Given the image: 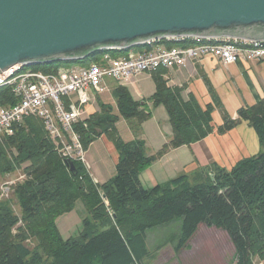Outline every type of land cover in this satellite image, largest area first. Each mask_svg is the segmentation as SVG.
<instances>
[{
  "label": "trees",
  "instance_id": "trees-1",
  "mask_svg": "<svg viewBox=\"0 0 264 264\" xmlns=\"http://www.w3.org/2000/svg\"><path fill=\"white\" fill-rule=\"evenodd\" d=\"M96 58L90 54L77 62L87 65ZM71 63L53 61L33 67L49 72ZM165 70L161 66L151 70L155 88L146 100L135 99L126 85L113 89L117 113L128 120L135 138L124 140L117 135V113L111 104L98 103L99 98V108L76 123L85 149L102 133L114 144L115 174L102 183L93 179L80 160H74L70 170V160L61 156L38 116H25L11 134L0 135V173L21 168L25 175L13 189L20 215L9 198H0V264H145L151 254L148 230L170 225L167 237L160 238L154 250L169 241L178 253L201 224L226 234L234 248L228 264H254L255 258H264V96L240 106L233 117L208 79L204 81L213 101L201 105L194 94L183 96V86L168 84ZM16 99L10 86L0 87V106ZM148 102L163 104L171 126L169 138L153 154L146 152L144 139L138 137L151 114ZM216 107L222 115L217 126L212 118ZM243 121L257 135V154L229 169L217 162L198 169V182L182 172L150 187L141 184V169L169 149L199 141L213 131L226 133ZM77 200L88 215L78 235L63 239L56 218L72 210ZM33 239L38 243L30 247L26 241Z\"/></svg>",
  "mask_w": 264,
  "mask_h": 264
},
{
  "label": "water",
  "instance_id": "water-1",
  "mask_svg": "<svg viewBox=\"0 0 264 264\" xmlns=\"http://www.w3.org/2000/svg\"><path fill=\"white\" fill-rule=\"evenodd\" d=\"M181 35L259 39L264 0H0V71Z\"/></svg>",
  "mask_w": 264,
  "mask_h": 264
},
{
  "label": "built area",
  "instance_id": "built-area-1",
  "mask_svg": "<svg viewBox=\"0 0 264 264\" xmlns=\"http://www.w3.org/2000/svg\"><path fill=\"white\" fill-rule=\"evenodd\" d=\"M160 40L163 41L152 39L146 45L149 47H134L116 56L104 53L87 65H60L49 72L35 69L33 65H13L1 70L0 87L10 86L17 99L11 105L0 106V134H11L14 125L25 116H38L61 156L85 163L84 147L74 127L87 117L85 108L91 99L107 90L105 77L121 83L136 73L159 66H184L187 61L202 56L217 58L223 63L264 60V38L167 36V40L177 42L167 48L155 44Z\"/></svg>",
  "mask_w": 264,
  "mask_h": 264
},
{
  "label": "crops",
  "instance_id": "crops-1",
  "mask_svg": "<svg viewBox=\"0 0 264 264\" xmlns=\"http://www.w3.org/2000/svg\"><path fill=\"white\" fill-rule=\"evenodd\" d=\"M261 38H264V36ZM166 40L155 44L167 48L177 43L170 40L171 42L168 44ZM165 71L164 76L167 78L168 84L183 86V96L192 93L201 105L213 101L204 81L208 79L220 104L233 117L240 106L251 105L259 97L264 96V60L245 59L237 60L233 63H223L217 58L202 56L187 61L184 66L166 68ZM149 72L151 74V71ZM131 76L127 81L121 82V84L126 85ZM154 88L155 86L149 88L148 95L154 91ZM110 89L111 87L107 85V90ZM130 92L135 99L145 98L140 85L134 84ZM99 95H95L94 99L86 105V115L97 110L94 108V104L97 103L96 99L99 98ZM212 118L215 126L222 122L219 108L216 107L213 110ZM151 124L154 125L152 130L149 129ZM170 134L171 126L168 116L163 115L161 118L154 119L152 110L151 117L142 123L138 137L144 139L146 152L153 154L169 138ZM135 137L133 135V138ZM100 138L101 136L97 139ZM258 150L259 142L255 131L243 121L226 133L218 134L213 131L199 141L169 149L159 158L145 166L144 169H141L139 178L143 186L149 187L156 183H163L179 173H189L193 168L200 167L201 161L206 162L203 166L209 165L210 162H219L228 167L238 157L257 152ZM202 152L205 154H202ZM117 156L116 151L115 162ZM89 168L90 165L87 167L88 171ZM90 175L95 181H98L94 174L90 173ZM209 228L217 230L215 227ZM258 263L264 264V258L254 261V264Z\"/></svg>",
  "mask_w": 264,
  "mask_h": 264
},
{
  "label": "rangeland",
  "instance_id": "rangeland-1",
  "mask_svg": "<svg viewBox=\"0 0 264 264\" xmlns=\"http://www.w3.org/2000/svg\"><path fill=\"white\" fill-rule=\"evenodd\" d=\"M104 53L105 52L97 53L95 55L97 57H101ZM106 53L110 54L111 56H116L118 54V52L116 51H109ZM79 63L80 62L74 61L70 65L76 67L80 65ZM151 77L152 76L149 71L139 72L131 76L129 81L126 83V86L131 90L134 84L140 85L145 96V98L141 99L146 100L153 93L152 92L150 95H148L149 88L151 86H154V82ZM105 79L106 84L111 87L112 90L110 89L101 93L99 95L98 103L99 101H101L111 104L113 113H117L115 97L113 95V89L117 85V82L112 77L107 76L105 77ZM93 99L94 97L91 99V101ZM98 103L94 104V108H99ZM148 105L151 111L148 119L152 115V110L154 119L161 118L163 115H165L166 117L168 116L163 104L152 105L150 102H148ZM114 127L117 135L122 139L129 140L133 138L134 134L130 129L128 120L124 119L119 113H117V120L114 123ZM149 129H154V125L151 124V127ZM2 134L5 133L2 132ZM100 136L101 138L97 139ZM100 136L93 139V141L87 146V149L84 150V156L86 166L88 167L90 165L89 172L94 174L96 179L100 183H102L115 174L114 163L116 158V150L113 142L108 138L106 134L102 133V135ZM258 151L238 157L237 160L231 163L228 167L220 164L219 162L218 164L221 167L229 169L238 160L253 156L257 154ZM202 154L205 153L202 152ZM205 164L206 162L201 161L200 167L198 166L197 168H193V170L187 174L188 179L194 182L200 181L201 172L196 171L198 169H201L200 171H202L205 167L208 166H203ZM210 164L211 162L209 163V165ZM24 176L25 175L23 174L21 168H15L10 172L0 173V198H9L10 204L12 205L15 213H17L18 215H20V209L14 196L13 189L14 185L23 180ZM5 187H8L7 192H5ZM86 215H88V213L81 200L76 201L72 210L59 215L56 218V225L61 237L63 239H67L71 236L78 235L83 228L82 219ZM170 228V225L160 226L154 228L153 230L150 229L147 231L146 242L149 248H151V254L144 260L145 264H228L231 261L234 248L227 238L226 234L220 229L212 230L204 224H201V226L198 227L196 233L190 239L189 244L182 247L178 253L175 252L172 242L169 241L165 242L158 250H154V246L158 242V240L160 238L162 239L167 237V234L171 230ZM26 242L30 247H35L38 243V241L35 239L28 240ZM256 259L258 258H255L254 261H256Z\"/></svg>",
  "mask_w": 264,
  "mask_h": 264
},
{
  "label": "clouds",
  "instance_id": "clouds-1",
  "mask_svg": "<svg viewBox=\"0 0 264 264\" xmlns=\"http://www.w3.org/2000/svg\"><path fill=\"white\" fill-rule=\"evenodd\" d=\"M160 41L162 42V40H160ZM160 41H159V42H160ZM174 42H175V41H174ZM178 43H179V42H178ZM175 44H177V43H175ZM98 95H99V94H98ZM87 116H88V115H87ZM84 149H85V148H84ZM84 164H85V163H84Z\"/></svg>",
  "mask_w": 264,
  "mask_h": 264
},
{
  "label": "bare ground",
  "instance_id": "bare-ground-1",
  "mask_svg": "<svg viewBox=\"0 0 264 264\" xmlns=\"http://www.w3.org/2000/svg\"><path fill=\"white\" fill-rule=\"evenodd\" d=\"M203 42V40H201Z\"/></svg>",
  "mask_w": 264,
  "mask_h": 264
}]
</instances>
